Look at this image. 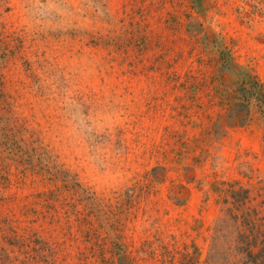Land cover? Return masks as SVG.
I'll return each instance as SVG.
<instances>
[{
  "label": "rangeland",
  "instance_id": "obj_1",
  "mask_svg": "<svg viewBox=\"0 0 264 264\" xmlns=\"http://www.w3.org/2000/svg\"><path fill=\"white\" fill-rule=\"evenodd\" d=\"M257 89L264 0H0V264H264Z\"/></svg>",
  "mask_w": 264,
  "mask_h": 264
},
{
  "label": "trees",
  "instance_id": "obj_2",
  "mask_svg": "<svg viewBox=\"0 0 264 264\" xmlns=\"http://www.w3.org/2000/svg\"><path fill=\"white\" fill-rule=\"evenodd\" d=\"M255 96L259 99V101L261 103H264V93L262 92L261 89H257L255 91ZM239 105H241V104L239 103ZM250 248L253 251V247H250ZM251 250H249L248 248H246V252H247L248 256L251 255V253H252ZM260 253H264V249L262 247L260 248Z\"/></svg>",
  "mask_w": 264,
  "mask_h": 264
}]
</instances>
